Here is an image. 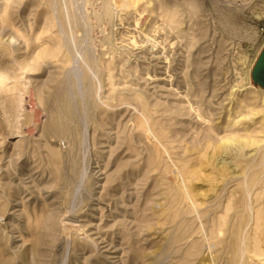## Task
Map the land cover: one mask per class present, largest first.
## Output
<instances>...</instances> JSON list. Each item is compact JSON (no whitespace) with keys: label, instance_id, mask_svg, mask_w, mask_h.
<instances>
[{"label":"rangeland","instance_id":"obj_1","mask_svg":"<svg viewBox=\"0 0 264 264\" xmlns=\"http://www.w3.org/2000/svg\"><path fill=\"white\" fill-rule=\"evenodd\" d=\"M264 0H0V264H264Z\"/></svg>","mask_w":264,"mask_h":264},{"label":"water","instance_id":"obj_2","mask_svg":"<svg viewBox=\"0 0 264 264\" xmlns=\"http://www.w3.org/2000/svg\"><path fill=\"white\" fill-rule=\"evenodd\" d=\"M251 78L255 85H258L264 90V46L253 65Z\"/></svg>","mask_w":264,"mask_h":264}]
</instances>
